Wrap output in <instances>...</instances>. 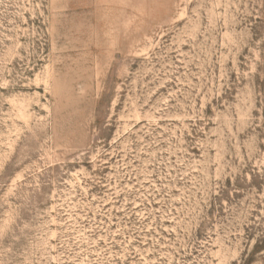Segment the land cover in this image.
Segmentation results:
<instances>
[{
    "label": "rangeland",
    "instance_id": "374dc122",
    "mask_svg": "<svg viewBox=\"0 0 264 264\" xmlns=\"http://www.w3.org/2000/svg\"><path fill=\"white\" fill-rule=\"evenodd\" d=\"M0 264H264V0H0Z\"/></svg>",
    "mask_w": 264,
    "mask_h": 264
}]
</instances>
